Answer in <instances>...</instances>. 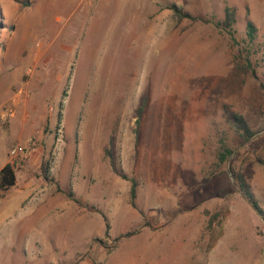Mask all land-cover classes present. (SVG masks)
Instances as JSON below:
<instances>
[{"label":"rangeland","instance_id":"obj_1","mask_svg":"<svg viewBox=\"0 0 264 264\" xmlns=\"http://www.w3.org/2000/svg\"><path fill=\"white\" fill-rule=\"evenodd\" d=\"M0 17V171L22 149L10 190L47 206L1 264H264V0H0Z\"/></svg>","mask_w":264,"mask_h":264},{"label":"trees","instance_id":"obj_2","mask_svg":"<svg viewBox=\"0 0 264 264\" xmlns=\"http://www.w3.org/2000/svg\"><path fill=\"white\" fill-rule=\"evenodd\" d=\"M171 9L174 11L175 16L178 18L179 21H183L185 19H190L192 21L202 20L200 18L193 17L190 14L184 13V11L176 5L172 6ZM236 22H237L236 10L234 8H227L225 20H223L220 23V26L225 31H227L229 33V35L233 36L232 31H233V28H234ZM255 31H256L255 26L253 25L252 22L249 21L248 33H249L250 37H253V34ZM145 105H146V103H144L138 111V119H137V125L138 126H140V124H141V119H142V116H143L144 111H145ZM229 123H230L231 128L234 129L235 132L245 141H249L250 139H252L255 136V131L251 128V126L249 125V123L246 121V119L243 116L238 115L236 113H232L229 115ZM136 135H137V143H138L139 128L136 131ZM226 142L227 141L224 138L221 139V142H220L221 151L219 154V160L221 163H226L227 160L229 159V157L233 154L232 150L229 148V146L227 145ZM111 143H113V141H111ZM106 155H107V158H109L112 167L115 168V161H114L115 158H114V155H113L112 150L110 148L106 149ZM120 175L123 179L130 180L132 183L131 203L135 207L136 206L135 201L138 198V186H139L138 181H137V179H135L133 177L129 178L125 174H120ZM238 179H240L241 183L243 182L242 181L243 178L239 177ZM16 185H17L16 166L11 164V163H8L0 171V199L4 198L6 193L10 189L14 188ZM242 187H243L244 194L246 195L249 203L253 206V208L255 210L261 212L258 202L254 199V196L249 192V190H247L245 184H242ZM133 235H134V233H128V234L122 236L121 238H119V240L131 237Z\"/></svg>","mask_w":264,"mask_h":264},{"label":"crops","instance_id":"obj_3","mask_svg":"<svg viewBox=\"0 0 264 264\" xmlns=\"http://www.w3.org/2000/svg\"><path fill=\"white\" fill-rule=\"evenodd\" d=\"M23 193L27 195L21 194L22 196H18L17 192L12 193V190H9L5 197L0 200L5 201L4 205L0 207V242H4V238L8 236L11 238L10 243H12V246L10 245L9 247L12 250L16 247L23 249L26 244H29V234H31V230L35 229L36 217H44L45 213H41L47 207L46 204L41 202H30L31 194ZM37 212L40 214H37ZM24 221L26 222L25 228L19 231L16 229L12 231V228ZM4 250H6L5 246H0V252H4Z\"/></svg>","mask_w":264,"mask_h":264},{"label":"built area","instance_id":"obj_4","mask_svg":"<svg viewBox=\"0 0 264 264\" xmlns=\"http://www.w3.org/2000/svg\"><path fill=\"white\" fill-rule=\"evenodd\" d=\"M35 151V150H34ZM22 152H23V150L21 149H19V148H16V149H14L13 151H12V153H11V155H12V164L14 165V159H16L20 154H22ZM26 158H27V156H25Z\"/></svg>","mask_w":264,"mask_h":264}]
</instances>
